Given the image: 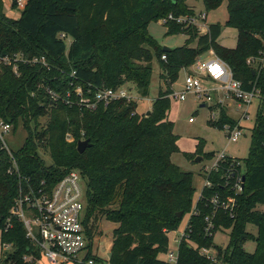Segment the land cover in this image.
I'll use <instances>...</instances> for the list:
<instances>
[{
    "label": "trees",
    "instance_id": "trees-1",
    "mask_svg": "<svg viewBox=\"0 0 264 264\" xmlns=\"http://www.w3.org/2000/svg\"><path fill=\"white\" fill-rule=\"evenodd\" d=\"M189 1L26 0L20 18L13 19L5 15L0 0V58L23 55L29 60L44 57L47 62V66L19 62L17 73L13 65L0 62V116L13 125L14 133L27 132L23 148L12 151L19 174H10L15 170L12 156L0 149L1 248L13 246L0 264H25L28 253L23 223L12 218L13 227L6 231L20 190H51L71 170H79L86 182L85 225L90 238L101 218L118 226L111 263L165 264L160 257L168 251V234L192 213L197 192L194 173L172 161L180 137L168 118L171 85L181 71L188 72L211 50L230 65L244 90L256 86L261 98L250 154L242 165L246 181L237 197L236 217L222 215L216 220L214 235L222 227L232 230L229 245L223 249L214 244L215 236L205 232V219L212 213L210 199L218 192L226 196L223 175L231 165L238 166L231 160L211 174L213 188L204 190L197 205L200 212L190 218L178 264H264V212L257 210L264 206V0H228L225 26L238 31L236 48L218 42L220 23L201 33L195 26L168 21L162 23L167 35L185 34L187 41L164 51L148 27L171 14L195 16ZM224 1L202 3L210 13ZM154 53L166 89L160 90L150 116L138 113L137 102L126 99L100 103L94 110L80 104L79 88L92 102L103 89L126 88L142 98L149 96ZM226 123L236 121L224 109L211 126L222 130ZM87 139L92 146L80 154L78 143ZM41 153L50 155L51 165ZM185 155L190 161L216 157V153L202 154V147L197 154ZM249 225L257 227V235L248 232ZM248 241L256 243L253 253L245 249ZM202 249L213 257L202 255Z\"/></svg>",
    "mask_w": 264,
    "mask_h": 264
},
{
    "label": "built area",
    "instance_id": "built-area-1",
    "mask_svg": "<svg viewBox=\"0 0 264 264\" xmlns=\"http://www.w3.org/2000/svg\"><path fill=\"white\" fill-rule=\"evenodd\" d=\"M15 1L18 5L25 6L26 4V0ZM206 20L207 15L205 13L181 17H175L171 14L161 22L167 24L168 21H173L179 25H184V27L195 26L201 32L206 26ZM210 53L208 59L197 61L195 64L197 72L189 71L186 73L185 90L182 93L174 92L170 97L185 101L188 94H193L197 100H204L203 102L208 105L214 103L212 121L219 120L222 110L228 109L229 106H235L241 117L234 118L235 125L224 124L222 130L227 132L231 143H236L243 136L245 128L242 126V122L250 119L249 107L254 100L260 101V91L256 86L251 91L244 90L242 83L234 77L230 65L213 50ZM163 59L166 57L164 56ZM0 62L13 65L16 73L19 62L41 63L47 66L44 57L29 60L25 59L23 55H15L13 58H0ZM76 94L80 98V104L91 110L96 109L100 103L108 105L121 99L134 101V97L126 88L100 90L96 93V102L86 98L81 88L77 90ZM12 134H15L13 125L0 116V149L7 150L12 156L15 170L11 169L10 174H19L16 160L6 140ZM68 140L70 141L71 137H68ZM213 160V164L205 168L206 184L194 204L191 217L200 212L197 205L204 198V190L213 188L211 174L218 173L223 164L230 160L238 166L231 165L223 175L226 196L224 197L223 193L218 192L209 201L212 206V213L205 219L207 236L214 235L216 220L220 219L222 215L232 219L236 217L237 197L243 192L245 186L243 163L240 160L228 156L226 152L216 154ZM239 166L240 170L237 169ZM86 216V182L79 170H71L51 190L34 187H30L27 191L21 189L20 195L10 211L6 231L13 227L12 218L23 223L26 238L30 243L28 253L23 257L25 264H112L110 258L103 261L93 255L94 238L91 239L89 236L88 228L85 225ZM187 226L185 231L174 239L175 250H171L169 246L168 251L163 254L165 259L162 260L165 261V264H178L179 249ZM9 247H12L13 251L12 245L3 246L4 249ZM211 253L206 249L201 250V254L210 259L213 257Z\"/></svg>",
    "mask_w": 264,
    "mask_h": 264
},
{
    "label": "rangeland",
    "instance_id": "rangeland-1",
    "mask_svg": "<svg viewBox=\"0 0 264 264\" xmlns=\"http://www.w3.org/2000/svg\"><path fill=\"white\" fill-rule=\"evenodd\" d=\"M3 11L5 15L13 18L19 19L22 11L24 10V5L13 6L14 0H2ZM190 5L195 9L196 14L205 13L207 15V20L205 21L206 26L203 28L201 33H206L210 24L220 23L223 25V31L218 42L227 48L233 49L237 47L238 42V31L236 29L228 28L225 26L228 20V0H225L222 6L216 11L207 13L204 9L202 0H191ZM148 30L151 36L158 41L163 48H178L186 44L187 36L185 34L178 35H167V28L162 24V22H154L149 25ZM195 47L196 44H192ZM211 53L208 52L200 58V60H206L209 58ZM264 65V59H263ZM197 72L196 65H193L188 72ZM161 70L159 65V59L154 53L153 59V79L150 85L149 96L142 98L136 91L132 90V96L134 101L137 102V111L140 114L147 113L152 110L153 102L158 98L160 90L165 91L166 84L161 79ZM187 71L183 70L180 72L179 77L175 84L171 85L174 92L182 93L185 90V75ZM207 85V82H205ZM202 101L196 99L193 94H188L185 101H179L175 98L171 99L170 109L168 111V118L175 125L174 132L178 135L179 142L178 152L172 155V161L174 164L179 166L182 170L194 173V185L196 187L195 203L206 184L205 168L213 164L214 160L205 158L201 162L190 161L186 157V153L197 154L199 149L202 147V154L210 153H222L226 152L228 156L234 157L240 160L243 164L245 160L249 157L250 148L252 145V128L254 127L257 120V100L253 101V104L249 107V121L245 120L242 122V126L245 128L243 136L236 143H231L228 139L227 132L220 129H215L211 126L212 116H213V106L214 103H210L208 108L202 107L206 104ZM228 114L234 118L241 117L240 112H237L235 106H229ZM47 119L43 120L46 123ZM27 138V132L24 129H20L15 134L7 137V144L13 152H19L25 145ZM43 160L47 165L52 164V159L49 154H42ZM198 158V157H196ZM194 203V204H195ZM257 210L264 212V206H258ZM191 214H187L177 231L171 232L169 236V246L171 250H175L174 239L179 237L186 229L189 223ZM92 228V225L90 226ZM118 226L106 218H101L98 223V230L94 233V249L93 255L99 257L103 261L108 260L109 253H111L113 245V233ZM231 229L220 228L217 233H215L214 244L218 247L225 249L230 242ZM248 232L253 235H257V227L253 225L248 226ZM256 248V243L253 241H248L245 245V249L249 253H253ZM12 252V247L8 249L1 248L0 240V259L3 260L5 255ZM211 252V251H209ZM161 259H165L162 255Z\"/></svg>",
    "mask_w": 264,
    "mask_h": 264
},
{
    "label": "water",
    "instance_id": "water-1",
    "mask_svg": "<svg viewBox=\"0 0 264 264\" xmlns=\"http://www.w3.org/2000/svg\"><path fill=\"white\" fill-rule=\"evenodd\" d=\"M170 50H172V49L167 48V47L164 48V51H170ZM202 107L208 108L209 105H208V104H203ZM151 113H152V111L149 110V111L147 112V116H150ZM91 146H92V144L90 143V140H89V139H87V140H81V141L78 143L77 150H78V152H79L80 154H83V153L85 152V150H86L87 148L91 147ZM195 161H196V162H201V161H202V157H198V158H196ZM244 181H246V177H244ZM178 216L181 217V216H182V213H179ZM112 255H113L112 252L109 253V258H110V259L112 258Z\"/></svg>",
    "mask_w": 264,
    "mask_h": 264
},
{
    "label": "crops",
    "instance_id": "crops-1",
    "mask_svg": "<svg viewBox=\"0 0 264 264\" xmlns=\"http://www.w3.org/2000/svg\"><path fill=\"white\" fill-rule=\"evenodd\" d=\"M190 2H191V1H189V4H190ZM190 6H191V5H190ZM191 7H192V6H191ZM262 62H263V61H262ZM227 111H228V109H227ZM229 115H230V114H229ZM230 116H231V115H230ZM233 118H234V117H233ZM235 119H237V118H235Z\"/></svg>",
    "mask_w": 264,
    "mask_h": 264
}]
</instances>
